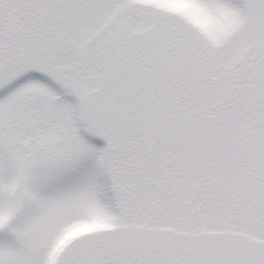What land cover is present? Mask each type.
<instances>
[{
	"label": "snow or ice",
	"instance_id": "6c2138e0",
	"mask_svg": "<svg viewBox=\"0 0 264 264\" xmlns=\"http://www.w3.org/2000/svg\"><path fill=\"white\" fill-rule=\"evenodd\" d=\"M0 264H264V0H0Z\"/></svg>",
	"mask_w": 264,
	"mask_h": 264
}]
</instances>
